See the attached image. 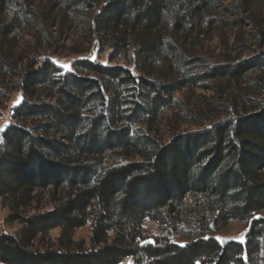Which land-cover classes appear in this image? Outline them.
<instances>
[{
	"label": "trees",
	"instance_id": "16d2710c",
	"mask_svg": "<svg viewBox=\"0 0 264 264\" xmlns=\"http://www.w3.org/2000/svg\"><path fill=\"white\" fill-rule=\"evenodd\" d=\"M15 1L26 0H0V25L13 17ZM216 1L226 2L230 24L241 32L247 28L251 41L247 46L237 35L236 48L247 53L224 62L190 61L203 70V81L238 84L219 93L223 118L162 141L143 127L111 131L106 113L90 117L94 109L88 104L109 100L107 80L136 85V112H144V91L155 92L160 84L144 74L152 49L139 38L140 31L167 23V10L172 17H187L186 28L207 24ZM169 22L172 32L180 30L175 22L182 19ZM91 27L115 40L121 35L129 48L134 46L133 54L143 57L136 69L141 75L88 61L79 64L85 77H59L50 63L26 73L27 100L15 110V124L0 148V203L11 211L7 222L17 220L23 227L15 236L0 234V264H120L129 257L134 264H264V218L259 216L264 210V82L254 81L252 93L239 84L264 71V11L254 0H110ZM168 46L174 50L172 41ZM50 67L55 74H49ZM125 105L119 99L118 106ZM120 120L138 123L132 117ZM105 159L111 162L107 167ZM37 194H49L52 209L21 215ZM188 217L193 227L181 234ZM146 220L158 224L161 234L142 246L151 239ZM229 222L246 223L243 241L216 239V229ZM88 224L90 247H74L73 232ZM58 228L59 248L35 247L39 237Z\"/></svg>",
	"mask_w": 264,
	"mask_h": 264
},
{
	"label": "rangeland",
	"instance_id": "374dc122",
	"mask_svg": "<svg viewBox=\"0 0 264 264\" xmlns=\"http://www.w3.org/2000/svg\"><path fill=\"white\" fill-rule=\"evenodd\" d=\"M108 1L110 0H26L21 4H16L15 1L11 6L13 17H7L0 25V148L4 142V130L15 124V110L27 100L24 91L27 72L47 68L50 63L60 72L57 74L59 77L70 74L85 77L87 75L79 64L88 61L103 67H122L130 71L133 77L141 75L136 69H139V64L142 67L143 57L139 58V55L133 54L134 46L129 48L121 35L115 40L112 34H97L90 28L93 16ZM225 3L216 1L212 19L204 25L191 24V28H186L189 23L187 17H172L167 10V20L182 19L181 23L175 22L180 28L178 32L176 27L173 32L170 30L172 24L170 25L169 21L156 29L140 31L139 38H145L152 49L150 68L146 69L144 74L150 80H158L160 86H157L155 92L144 91L148 102H142L145 111L136 112L140 103L134 90L136 85L128 81L121 83L107 80L106 100L108 96L109 100L105 101L106 104H88V109H94V114L90 117L95 119L97 115L100 117L102 113H106L110 115L107 125L111 131L124 125L132 132L135 127H143L162 141H168L174 132L196 131L200 129L201 123L209 126L223 118L224 115L219 110V93L222 94L238 84L227 80L203 81V70L190 61L201 57L213 64L247 53L245 49L236 48V38L239 34L245 45L251 44L247 28L243 27L244 32H241L230 24V13L225 11L223 6ZM254 4L264 11V0H254ZM171 41L174 50L168 46ZM49 74H55L51 67ZM192 79L195 82H191ZM254 81L264 82V71L250 73L239 84L241 87L246 86L252 93L250 85ZM176 85L181 88L171 92ZM155 98L158 99L156 104L152 102ZM119 99L126 104L124 108L118 106ZM121 117H132L138 123L136 126L124 124L120 120ZM103 163L107 167L111 162L105 159ZM49 200V194H37V201L20 214L30 216L51 210L53 205ZM10 215V209L0 203V234L15 236L23 226L17 220L7 222ZM259 216L264 218V210ZM188 219L181 224L179 233L184 234L193 227V222ZM143 226L146 234L151 237L142 243V246H146L151 243L152 237L160 235L161 231L158 224L150 220H146ZM247 230L246 223L229 222L225 227L216 229L215 237L221 242L243 241ZM61 233V229H54L44 237H39L34 245L39 249L59 248ZM72 241L74 247L89 248V224L76 229L72 234ZM120 264H134V260L129 257Z\"/></svg>",
	"mask_w": 264,
	"mask_h": 264
},
{
	"label": "snow or ice",
	"instance_id": "6c2138e0",
	"mask_svg": "<svg viewBox=\"0 0 264 264\" xmlns=\"http://www.w3.org/2000/svg\"><path fill=\"white\" fill-rule=\"evenodd\" d=\"M4 131H6V129ZM217 239L219 240V238H217Z\"/></svg>",
	"mask_w": 264,
	"mask_h": 264
}]
</instances>
